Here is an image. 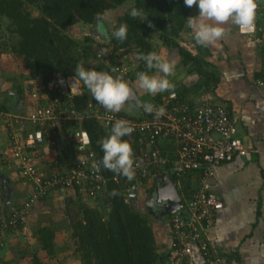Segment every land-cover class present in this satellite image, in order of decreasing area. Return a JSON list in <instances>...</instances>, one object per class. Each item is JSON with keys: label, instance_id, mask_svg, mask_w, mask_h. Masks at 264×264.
Returning a JSON list of instances; mask_svg holds the SVG:
<instances>
[{"label": "trees", "instance_id": "trees-1", "mask_svg": "<svg viewBox=\"0 0 264 264\" xmlns=\"http://www.w3.org/2000/svg\"><path fill=\"white\" fill-rule=\"evenodd\" d=\"M124 7L126 8L112 27L106 24L104 19L98 21V16L104 17L105 14ZM133 7L143 11L147 19L143 21L139 17H131L129 11ZM193 10L194 5L187 7L183 0H0V28L4 21L8 22L5 29L13 38L12 52L29 65L27 73L20 72L21 83H16L12 87L18 90L17 95L20 97H23L26 91L31 93L35 90L38 99L35 100L33 112L45 111L55 107V98H57L47 91V84L58 76L75 78V68L78 64L86 70L107 72L114 78L120 76L121 81L125 83L134 84L137 73L144 72L149 76L156 73V69H149L143 60L137 58L138 55L156 53L160 56V50L165 49L176 50L189 74H197L202 80L201 92L212 94L220 82V77L218 71L216 69L214 71L213 66L208 68L211 64L204 60L209 56L208 49L196 45L198 55L194 56L180 45L183 41L182 36L190 31L187 19L194 17ZM258 21L260 25H264V1L258 10ZM149 23L152 27H149ZM121 24L127 25V36L124 41L112 37V32ZM74 26L94 27L98 33L96 36L95 32L92 33L93 35L85 34L82 39H78L68 32ZM156 33L159 34L157 45L154 36ZM83 90V95L73 99V103L78 112L88 116L89 109L92 111L101 109V114L108 112L117 117L140 121L143 118L145 104L160 102L161 98L171 91L177 93L180 102L194 107L189 102L187 93L181 88H175L166 93H158L143 102L142 107L136 109L133 114L125 112L126 110L122 108L121 111L111 112L100 105V108L97 106L84 84ZM68 101L70 100H63L65 103ZM61 104L62 100L57 104L56 111L62 109ZM90 105L92 108L89 107ZM64 109L68 107L64 105ZM7 110L6 104L0 101V113H7ZM228 110L232 116L230 106ZM16 124L19 130L12 138L24 140L28 132L34 129V126L20 129L19 123ZM83 129L90 136L91 150L95 153L103 172L107 178H113L116 173L103 168L100 164L103 153L99 142L109 135L104 125L99 120L87 118ZM122 139L127 142L125 138ZM141 139V135H136V142L131 145L132 150L142 145L139 143ZM160 147L164 155L172 158L166 152L172 151L167 142H161ZM65 148L67 147H62ZM23 150L29 151L25 148ZM66 162L67 164L69 162L67 155L52 163L50 170L61 172L62 163ZM159 172L168 174L171 181L176 182L177 178L171 166ZM181 183L178 193L187 200L194 193L197 179L190 175L183 177ZM125 189L122 183L116 185L110 182L107 190L98 197L96 207L84 203L79 193L75 195L78 197L75 202H68V213L74 217L70 227L71 239L75 245L74 253L82 264H166L168 251H162L157 243L151 223L153 217L142 213L133 203L127 202ZM153 190L154 186H151L149 192ZM23 229L24 227H21L19 230ZM35 238L48 257H55L53 229L49 227L37 229ZM221 257L222 255L216 256L210 252L208 264L217 262ZM238 262L239 260H236L235 263ZM221 263L232 264L230 258ZM31 264H42L37 253L33 254Z\"/></svg>", "mask_w": 264, "mask_h": 264}, {"label": "built area", "instance_id": "built-area-1", "mask_svg": "<svg viewBox=\"0 0 264 264\" xmlns=\"http://www.w3.org/2000/svg\"><path fill=\"white\" fill-rule=\"evenodd\" d=\"M263 1L254 0L253 30L241 31L239 26L237 30L249 43L260 48L264 46V25L259 24L258 10ZM46 88L57 97L55 107L35 111L21 120L34 126V129L24 140L13 137L9 148L2 153L11 158L9 167L16 169L18 175L31 185L32 191L21 205L0 221V245L7 235L18 233L21 227L26 226L29 212L37 202L52 194L72 191L79 193L83 199L96 202L107 190L108 184L114 182L116 185L122 183L126 188V201L134 202L141 190L149 186L153 178L160 176L159 171L171 166L177 178L174 182L177 190L182 185V178L190 175L197 179V186L189 199L181 196L183 207L169 217L170 246L166 264H208L210 252H215L207 232L223 210V203L211 190L210 179L217 166L245 158L250 151L239 138L237 119L231 116L227 107L205 101L192 108L180 102L177 93L171 91L160 102L151 104L154 110L165 109L162 116L157 117L155 111L146 113L143 108V118L133 121L113 113L101 114V109H89V116L78 112L73 99L82 96L84 91L82 82L76 78L58 76ZM30 95L38 99L35 90ZM65 99L71 102H63ZM60 100L62 109L56 111ZM64 105L68 109H64ZM89 107L92 108L91 105ZM2 118L4 113H0ZM87 118L101 121L108 134L115 122H126V126L133 129L123 137L130 146L135 144L136 135L142 136L139 143L143 147L139 145L138 149L132 150L131 180L117 173L113 178H107L91 150L90 136L83 129ZM66 125L72 126L71 130L67 131ZM161 142H167L173 148L174 158L163 154ZM64 145L76 151L77 160L68 171L43 172L36 167L38 148H42V154L46 156ZM24 148L29 151H24Z\"/></svg>", "mask_w": 264, "mask_h": 264}, {"label": "crops", "instance_id": "crops-1", "mask_svg": "<svg viewBox=\"0 0 264 264\" xmlns=\"http://www.w3.org/2000/svg\"><path fill=\"white\" fill-rule=\"evenodd\" d=\"M196 15L197 8L194 5L193 16ZM214 26L220 27L223 35L206 47L209 56L204 58L205 62L211 64L208 68L213 66L214 71L216 69L220 77L214 93L201 92L202 80L197 74H189L176 50L162 49L159 57L163 62H175L172 73L164 77L172 85L171 90L181 88L187 93L188 100L194 107H198L204 101L230 106L233 117L237 119L239 138L244 141L250 151L247 157L219 165L214 170V175L210 179L211 190L223 203V210L218 214L214 226L208 230L207 238L214 248L215 255H222L217 261L222 262L230 258L232 264H264V84H261V82L264 83V48L255 47L251 43L253 47L238 34L235 24L225 22ZM180 45L194 56L198 55L195 46L199 44L194 40L191 29L184 34ZM157 75L162 74L156 69V73L150 76ZM6 81L8 83L3 78L0 80V101L6 104L8 109V112L4 113V118L0 119V221L6 213L21 205L32 191L31 185L19 177L16 169L9 167L8 161L11 158H6L2 153L9 148L12 136L19 130L16 123H19L20 127L31 126L21 120L29 116L36 105L35 99L27 91L23 97L17 95L18 90L12 86L21 83L19 79L15 84H11L9 80ZM141 93L145 94L144 91ZM156 95L142 99L138 94L141 103ZM67 126L65 129L71 130L72 126ZM72 148L50 151L46 156L42 154L43 149L40 148L35 154L36 167L43 172H49L52 163H56L67 155L69 162L68 164L67 162L62 163L61 171L70 169V165L77 160L76 151ZM171 149L172 151L166 152L174 158L173 148ZM156 178L152 179L151 184L145 187V190L150 189L152 185L154 189L162 186L169 176L161 173ZM143 191L142 189L139 194L140 199L137 204V208L142 213L144 212L141 206L146 209V199L141 197ZM75 195V192L68 191L64 194L50 195L37 202L29 212L24 229L20 233L7 235L0 245V264H31V256L34 253H37L40 259L39 253L48 256L41 250L38 242L36 251L34 249L28 251L29 245L33 244L32 241H37L33 236L30 237V232L33 228L37 229V225H41L38 219L44 213L50 212V206L57 204L61 199H63V205L60 216L64 219L62 218L60 222L64 224L65 229L60 228L63 225L52 229L55 232V238L63 231L69 233L70 238V227L73 222L70 223L69 220V223H66L71 216L68 213L67 204L78 199ZM83 202L93 207H96L98 203L85 199ZM152 228L160 249L168 251L170 246L169 220L154 217ZM38 229L41 228L38 227ZM54 246L57 247L55 244ZM56 247L55 254L58 252ZM55 257H49L52 261L42 262L41 260V263L55 264ZM237 257L239 259H236ZM236 260L239 262L235 263Z\"/></svg>", "mask_w": 264, "mask_h": 264}, {"label": "clouds", "instance_id": "clouds-1", "mask_svg": "<svg viewBox=\"0 0 264 264\" xmlns=\"http://www.w3.org/2000/svg\"><path fill=\"white\" fill-rule=\"evenodd\" d=\"M183 2L187 7L195 5L197 8V15L188 18L187 24L193 33L194 40L201 46L207 47L222 37L223 33L220 27L214 25H222L225 22H230L237 25V30L238 26L241 31L246 30L251 32L253 30L256 9L254 0H183ZM129 15L133 18L139 17L143 21L147 19V15L143 11L137 10L134 7L130 9ZM103 19L104 17L98 16V21ZM149 27H152L150 23ZM126 36V24H121L117 30L112 32V37L120 41H124ZM137 58L143 60L149 69L155 68L160 74H162L149 76L144 72L137 73L136 83L141 90L153 96L157 93L171 90L172 85L164 77H167L172 73L175 66L174 61L171 63L163 62L156 53H148L147 55L139 54ZM75 78L83 82L93 100L107 111L118 112L122 104H124L130 96L129 86H132L131 83L129 82L130 85L127 86V84L121 81L119 77L114 78L107 72H98L92 69L86 70L83 66L78 64L75 68ZM136 95L140 107H142L139 96L137 93ZM130 104L137 108L134 103L130 102ZM144 111L146 113H153L155 111V115L159 117L164 114L165 109L161 107L154 110L151 104H145ZM132 131V128L126 126V122L117 121L112 125L110 134L99 142L100 149L103 153L100 164L103 168L113 173L120 174L129 180L133 177V153L130 144L122 138L130 134ZM155 179L157 178H153V180ZM143 190H145V188ZM154 191L155 189L149 192V199ZM113 195H115V192H113ZM148 198L145 202L149 200ZM139 199L140 197H138L134 203L137 202L138 204Z\"/></svg>", "mask_w": 264, "mask_h": 264}, {"label": "rangeland", "instance_id": "rangeland-1", "mask_svg": "<svg viewBox=\"0 0 264 264\" xmlns=\"http://www.w3.org/2000/svg\"><path fill=\"white\" fill-rule=\"evenodd\" d=\"M125 8L126 7L121 8V9L116 10V11L111 12V13L105 14L104 15V21L106 22V24H109L112 27L115 24L117 17H119L121 15V13L123 12V10ZM127 8H129V7H127ZM2 24H3V26H2V28H0V80L3 78V80L6 83H8V81H6V80H9V81H11V84H15L16 81L18 79H20V72H26V73L28 72L27 69L29 68V65L25 64V60L23 58H20L19 56H17L15 53L12 52L11 45L14 43V42H12L13 38H11V35H9V33H7L6 29H5L8 22L4 21ZM68 32L71 33L73 36H75L78 39H82L85 34L87 35V34H92L93 32H95L94 34L96 36L98 33L94 27H80V26H74V27L70 28L68 30ZM154 36H155L156 45H157L158 44L157 38L159 37V34L156 33V34H154ZM251 45L254 47L253 44H251ZM124 58H126V57H124ZM132 62L133 61H130V63H132ZM126 84H127V86L130 85L129 82H127ZM132 87H133L134 91L137 94H139L142 99L143 98H149L150 94L146 93L145 91H144L145 94L142 95L143 93H141V92L143 90H141L137 86L136 82L133 84ZM127 105L128 106H125L122 104L121 108L126 110L125 112H128L129 114H133V112L137 111L136 109H138V108H133L132 104H127ZM123 106H125V108H123ZM121 108H120V111L122 110ZM26 127H28V126H26ZM19 128L21 129L20 125H19ZM149 190L150 189L144 190L142 192L143 196H141V197H144V199H147L148 194H149ZM58 198H60V197H58ZM62 205H63V199H61L60 202H58L55 205L52 204L50 206V212L44 213L42 215V217L38 219L40 224H41L40 225L41 227L39 225H37V229H38V227L39 228L49 227L51 229L52 228L56 229L60 225H63V227H60V228L65 229L64 224L60 222L62 220V218L64 219V217L60 216ZM141 207H142L141 210H143V212L146 213L147 209H145L143 206H141ZM69 220H70V223H72L74 221V217L70 216L66 223H69ZM42 225H44V226H42ZM37 229L33 228L30 232L31 233L30 237L33 236L35 240H37V239L35 238V234L33 235V233H35L37 231ZM20 232L21 231H19V233ZM161 238H164V237H161ZM159 240H160V238L158 237V241ZM32 242H33V244L30 242L31 244L28 247V251H33V249L36 251L35 248H37L36 243L38 241H32ZM54 242H55L54 244L57 245V247L56 246L55 247H56V250L58 251L57 254L55 255L56 257L54 258L55 264H59V263H62V264H82L81 260L78 259V256L75 255V253H74L75 245H74V242L71 239V237L69 238V233H66L63 231L60 236L55 238ZM39 254L41 255L42 262H45L47 260L52 261V259H50L48 256H45L43 253H39Z\"/></svg>", "mask_w": 264, "mask_h": 264}, {"label": "water", "instance_id": "water-1", "mask_svg": "<svg viewBox=\"0 0 264 264\" xmlns=\"http://www.w3.org/2000/svg\"><path fill=\"white\" fill-rule=\"evenodd\" d=\"M130 89V96L124 102L123 105L130 104L133 102L136 107L139 109L140 104L138 101V97L133 90L132 86H129ZM164 204V205H162ZM133 205L137 208V202ZM183 207L181 203V198L179 196L178 190L176 189L174 183L171 181L170 178H167L163 185L156 188L155 191L151 194L150 199L146 202V209L150 216L155 217L159 212V208L163 209L166 213L161 217V219L168 220V218L173 214L181 210ZM215 264H222L221 262H216Z\"/></svg>", "mask_w": 264, "mask_h": 264}, {"label": "flooded vegetation", "instance_id": "flooded-vegetation-1", "mask_svg": "<svg viewBox=\"0 0 264 264\" xmlns=\"http://www.w3.org/2000/svg\"><path fill=\"white\" fill-rule=\"evenodd\" d=\"M131 103H133V102H131ZM162 205H164V204H162ZM157 213L158 214L155 217L156 218H161L163 216V213L165 215L166 212L163 209L159 208V212H157ZM165 217L167 218L168 216H165ZM165 217H164V219H165Z\"/></svg>", "mask_w": 264, "mask_h": 264}]
</instances>
